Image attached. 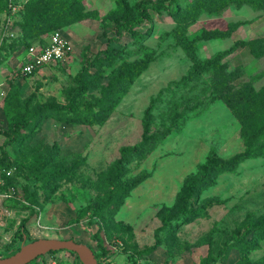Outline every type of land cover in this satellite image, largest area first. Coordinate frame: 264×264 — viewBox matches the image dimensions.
<instances>
[{"label": "rangeland", "instance_id": "obj_1", "mask_svg": "<svg viewBox=\"0 0 264 264\" xmlns=\"http://www.w3.org/2000/svg\"><path fill=\"white\" fill-rule=\"evenodd\" d=\"M52 1L0 0V46H6L0 55V160L12 167L7 185L0 188V259L32 241L57 239L87 246L98 255L97 264H199L202 259H208L206 264H264V233H251L237 244L226 241L246 215L264 219L261 142L255 149L261 155L216 175L190 200L192 208L204 206L198 215L171 222L157 233L160 244L151 254L135 255L154 244L160 226L157 210L174 203L183 179L207 155L223 161L244 149L250 121L235 117L218 96L241 85L264 89V0H229L219 9L220 0H178L174 16L149 12L151 21L134 29L145 34L141 40L125 33L114 37L111 21L123 6L138 0ZM66 1V13L51 14L52 4ZM9 3L19 8L11 17ZM54 23L61 26L50 30ZM29 26L40 34L33 41L59 31L72 48L65 64L32 79L14 73L18 52L27 42L22 32ZM208 34L223 37L207 39ZM235 42L245 45L207 65ZM107 47L117 50V57H107ZM94 58L93 67L83 66L85 59ZM124 67L141 70L109 100L115 108L104 117L96 106L86 111L84 106L96 102L108 78ZM76 78L85 85L83 93ZM13 88L19 101L3 104ZM68 90L83 107L72 120L86 123L64 122L70 115L62 112L30 119L34 106L49 98L65 104ZM150 99L153 137L129 157L119 178L141 181L120 204L112 201L88 224L90 208L110 189L106 179L118 149L140 138L142 112ZM252 117L258 120L260 114ZM8 118L28 121L3 148L11 138ZM83 208L87 213L79 219ZM31 264L82 263L75 254L58 251Z\"/></svg>", "mask_w": 264, "mask_h": 264}, {"label": "trees", "instance_id": "obj_2", "mask_svg": "<svg viewBox=\"0 0 264 264\" xmlns=\"http://www.w3.org/2000/svg\"><path fill=\"white\" fill-rule=\"evenodd\" d=\"M178 0H138L132 3L130 7L123 6L122 14L112 18V24L114 26L113 35L114 37H119L122 33L127 34L129 37L134 39H143L145 34H141L134 30L136 27L140 26L143 23H149L151 21V17L149 12H153L159 14L160 12L166 13L168 16H174L179 7ZM221 4L218 6V9L226 5L229 0H220ZM47 2H53L52 0H47ZM67 3L63 2L60 4L55 3L52 4L51 14H63L66 13L65 6ZM61 24L54 23L49 25L50 30L58 29ZM226 32L228 35L234 28ZM23 36L27 42L24 46L20 48L26 49L31 43L41 42L33 41V38L37 35L35 27L29 26L27 30H23ZM42 34V33H41ZM223 35L220 34H208L207 39H217L221 38ZM32 39V40H31ZM115 39V38H114ZM244 42H235L228 49L219 53L211 60L207 62V65L212 64L216 60L223 58L224 56L230 54L237 47L244 46ZM6 48L5 44L0 46V55H2V51ZM104 53L107 57H117L118 51L113 48L107 47L104 50ZM264 53V49L263 52ZM1 57V56H0ZM93 67L95 65V58L92 60L85 59L83 66ZM141 69H134L131 67H124L118 70L116 74L109 77L106 84L100 89V97L96 100V102H89L84 106L86 111L91 110L93 107H98L100 113L103 114L102 117L110 113L115 108V103L109 102L113 101L117 95H119L121 91V87L123 83L129 82L136 76ZM199 69H196V71ZM81 74V72H80ZM76 82L79 83L78 92L83 93L85 89V85L81 78H76ZM14 89V88H13ZM14 92L9 93L8 96L4 99L3 104H16L20 99L17 96L16 89ZM219 91V90H217ZM14 93V94H13ZM73 90H68L64 96L65 104L58 103L54 98H49L48 100L38 103L34 106L33 110L30 114V119H36L38 121L42 119L52 118L55 113H64L66 115H70V118L65 119L64 122L69 124H84L86 123L84 120L73 121L72 117L75 114H79V110L83 107L75 104V98L72 94ZM218 96V95H217ZM218 98L222 99L226 107L237 117L241 119L242 116H247L250 121V126H252L251 131H247L246 136L244 138V149L242 152L238 154H234L230 156L226 160H219L217 157L213 155H207L204 161L197 167V170L194 174L186 176L182 181V187L178 194L175 197L174 203L170 207H161L157 210L155 216L159 222V228L154 232V244L143 248L142 250L136 251L135 255L138 258H142L151 254L157 246L160 244V239L157 236V233L163 230L166 227H169L171 222L178 221L180 218L189 219L198 215L204 208L203 205L198 206L196 208H192L190 205V200L197 196L200 189L207 187L212 184V178L221 173L232 172L237 164L240 162L256 157L257 155H261V152H255L256 146L258 143H262L264 146V89L261 88L259 90H254L250 86H239L237 88L232 87L227 90L226 93L219 94ZM17 99V100H16ZM28 98L22 100L23 105L28 104ZM153 108V101L150 99L148 105L142 112L141 118V134L139 140L129 146H121L118 149V157L111 163L109 174L106 179V185L110 188L105 196L101 198L98 202L94 203L90 208V212L87 214L88 221L90 223V219L97 216L105 207L113 202L120 204L121 201L128 196V193L131 189L135 188L139 183L140 179L134 178L128 182H119V178H121L124 165L128 162L129 157L134 154L139 153L143 150V148L149 144L152 139V134H149V124H150V111ZM260 114L258 120L253 119L252 115ZM26 121L19 122L14 120L13 118L7 119V130L11 134L10 140L4 142L2 147L4 148L6 145L12 143L17 137V127H25ZM2 155L5 156L4 151L1 149ZM12 168L9 162H3L0 160V169H9ZM4 181V186L7 185L10 177H2ZM114 191H118V197H114ZM87 213V209L83 208L78 212V218L85 217ZM77 220L76 222H78ZM23 221L19 224V237L21 238L23 232ZM254 233L255 235H261L264 233V219L256 220L251 216L246 215L241 221L240 225L231 230L227 237L226 241H232L237 244L245 239L249 234ZM54 252H49L47 254H53ZM96 259L98 255L93 254ZM43 256L37 257L42 258ZM34 260L28 262L27 264H31ZM208 259H202L199 264H206ZM131 264H135L131 262Z\"/></svg>", "mask_w": 264, "mask_h": 264}, {"label": "built area", "instance_id": "obj_3", "mask_svg": "<svg viewBox=\"0 0 264 264\" xmlns=\"http://www.w3.org/2000/svg\"><path fill=\"white\" fill-rule=\"evenodd\" d=\"M8 8L9 17L19 9L11 3L8 4ZM9 37H13L11 33ZM20 52L21 60L15 66L14 73L21 78H30L46 68H58L65 64L71 56L72 48L59 31H54L42 38L41 42L31 43ZM3 95L4 93H0V97ZM11 172L12 168L0 169V188L4 185L2 177H10Z\"/></svg>", "mask_w": 264, "mask_h": 264}, {"label": "water", "instance_id": "obj_4", "mask_svg": "<svg viewBox=\"0 0 264 264\" xmlns=\"http://www.w3.org/2000/svg\"><path fill=\"white\" fill-rule=\"evenodd\" d=\"M67 251L75 254L82 264H97L93 252L72 240L41 239L22 245L13 255L0 259V264H27L49 252Z\"/></svg>", "mask_w": 264, "mask_h": 264}, {"label": "crops", "instance_id": "obj_5", "mask_svg": "<svg viewBox=\"0 0 264 264\" xmlns=\"http://www.w3.org/2000/svg\"><path fill=\"white\" fill-rule=\"evenodd\" d=\"M21 52L19 51L18 52V55H17V63H16V65L20 62V60H21V54H20ZM1 60V59H0ZM52 68H46V69H44V70H42L41 72H39L38 74L39 75H43L44 73H48L47 71L48 70H51ZM38 74H36V75H34V76H32V77H30V78H26V79H32L33 77H35V76H37ZM19 88V92H20V86L18 87ZM21 91H25V90H22L21 89ZM0 93H4V90H3V88H1V85H0ZM27 95V94H26ZM25 95V96H26ZM3 97V96H2ZM2 97H0V99L2 98Z\"/></svg>", "mask_w": 264, "mask_h": 264}]
</instances>
